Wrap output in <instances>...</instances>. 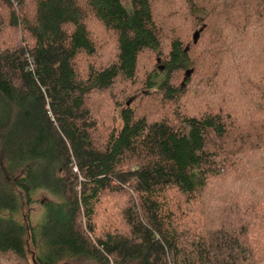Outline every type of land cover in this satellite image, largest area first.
<instances>
[{
  "label": "trees",
  "instance_id": "trees-1",
  "mask_svg": "<svg viewBox=\"0 0 264 264\" xmlns=\"http://www.w3.org/2000/svg\"><path fill=\"white\" fill-rule=\"evenodd\" d=\"M0 106V264H264V0H0Z\"/></svg>",
  "mask_w": 264,
  "mask_h": 264
},
{
  "label": "rangeland",
  "instance_id": "rangeland-1",
  "mask_svg": "<svg viewBox=\"0 0 264 264\" xmlns=\"http://www.w3.org/2000/svg\"><path fill=\"white\" fill-rule=\"evenodd\" d=\"M125 2H128V0H125ZM159 66L161 69L163 68L162 64H160V63H159ZM161 71H163V70H161ZM141 96H142L141 94L133 95V96L129 97L128 101L133 100L132 105L135 106L137 103H139ZM91 103H94V107L92 108L94 113L97 109L100 108L97 111L96 116L100 115V117L102 119H105L106 116H105V113L103 112V106L105 105V103H102L101 99L96 100L94 97H93V100H91ZM100 105H102V106H100ZM0 108H1V106H0ZM105 112L108 113V111H105ZM0 113H1V110H0ZM35 198L39 199L41 201V200H44V198L46 199L47 195L45 193L41 192ZM40 213H41V207L39 206V204H33V206L31 207L30 214H29L31 221H34V222L37 221L39 219Z\"/></svg>",
  "mask_w": 264,
  "mask_h": 264
},
{
  "label": "water",
  "instance_id": "water-1",
  "mask_svg": "<svg viewBox=\"0 0 264 264\" xmlns=\"http://www.w3.org/2000/svg\"><path fill=\"white\" fill-rule=\"evenodd\" d=\"M198 37H199V33H198V32H195V33L193 34V42H194V43L197 42ZM160 69H161V68H160ZM189 74H190V72L187 71V72H186V76H188Z\"/></svg>",
  "mask_w": 264,
  "mask_h": 264
}]
</instances>
